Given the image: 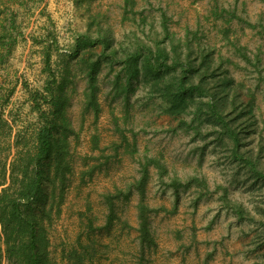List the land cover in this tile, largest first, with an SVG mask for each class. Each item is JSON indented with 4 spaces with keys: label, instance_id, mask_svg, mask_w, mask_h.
<instances>
[{
    "label": "rangeland",
    "instance_id": "rangeland-1",
    "mask_svg": "<svg viewBox=\"0 0 264 264\" xmlns=\"http://www.w3.org/2000/svg\"><path fill=\"white\" fill-rule=\"evenodd\" d=\"M163 18L174 37L189 38L216 61L221 57V68L242 83V97L251 99L254 114L246 144L256 150L260 143L264 167V0H0V113L12 119V132L24 121L34 120L26 87L43 85L47 47L56 75L63 72L65 63L71 69L72 81L64 83L63 91L68 95L66 115L78 131V142L71 140L75 170L87 169L98 160L93 157L97 151L90 148L91 135L98 136L100 146L117 140L115 120L135 145L133 155L119 148L117 156L90 178L85 176L81 184L77 173L72 176L60 215L48 232L57 264H68L61 252L77 246L78 238L88 243L87 235L97 239V250L85 264H204L207 253V264H264L263 224L237 219L221 204L217 187L226 186L229 196L264 218V183L250 179L232 161L225 142L208 128V122L199 119L200 128L194 132L180 122V116L163 113L159 99L141 81L134 82L124 100L119 87L113 90L115 64L111 68L101 65V110L96 119L82 108L83 66L67 55L74 34L87 30L95 35V26L100 24L114 46L127 45L133 33L148 41L149 35L161 30ZM234 44L243 46L250 60L242 58ZM10 89L7 102L2 101ZM104 153L111 155L112 149L107 147ZM143 154L158 156L168 174L182 180L202 175L207 188L198 196L200 188L192 184L179 188L175 196L170 187L159 184L150 167L146 201L163 205L167 211L151 215L155 246L142 253L134 230L136 194L118 203L117 209L132 227L115 225L106 230L100 227L104 221L100 193L124 186L137 176V161ZM0 264H9L1 238Z\"/></svg>",
    "mask_w": 264,
    "mask_h": 264
},
{
    "label": "trees",
    "instance_id": "trees-1",
    "mask_svg": "<svg viewBox=\"0 0 264 264\" xmlns=\"http://www.w3.org/2000/svg\"><path fill=\"white\" fill-rule=\"evenodd\" d=\"M95 28V35L87 30L75 33L67 51L70 60L83 66L82 108L91 112L94 120L101 110L98 102L101 65L110 68L118 65L112 80L113 90L119 87L124 100L128 99L134 82H143L150 95L159 99L163 113L180 116V122L191 126L194 132L200 128L199 119L208 122V128L225 142L232 161L243 167L250 179L264 183L262 146L258 143L254 150L246 144L254 126L251 99H243L242 83L221 68V57L216 61L207 49L195 47L189 38L174 37L165 18L161 20L160 31L147 35L148 41L133 33L127 45L114 46L106 29L100 24ZM234 46L242 58L250 60L243 46ZM48 51L46 47L43 70L47 76L43 85L26 87L34 120L24 121L13 133L12 119L0 113V238L9 264H57L51 255L48 232L54 218L60 215L72 176L77 173L81 184L86 181L85 176L90 178L96 169L117 156L119 148L131 155L136 152L134 143L129 142L115 120L117 140L100 146L98 136L91 135L90 148L97 151L93 157L98 160L87 169L75 170L71 140L74 144L78 142V131L66 115L68 95L63 91L64 83L72 81L71 69L65 63L63 72L56 75L50 68ZM11 93L12 89L3 95L2 101L7 102ZM187 115H190L188 120ZM107 147L112 149L111 155L104 153ZM126 148H130L129 151ZM100 158L103 161H99ZM150 167L155 169L159 184L170 187L175 196L179 188L192 184L200 188L198 196L207 188L202 175H190L182 180L169 175L158 156L143 154L137 161V176L124 186L101 192L104 221L100 227L106 230L115 225L121 229L132 227L117 209L118 203L136 194L134 230L138 250L142 253L155 246L151 215L167 211L163 205L152 206L146 201ZM217 187L221 189L218 194L221 204L237 219L262 223L264 236V218L255 216L242 201L229 196L226 186L218 184ZM89 227L93 228L91 221ZM86 239L88 243L78 238L77 246L61 252L68 264L92 261L97 239L89 235ZM209 255L207 253V257Z\"/></svg>",
    "mask_w": 264,
    "mask_h": 264
}]
</instances>
